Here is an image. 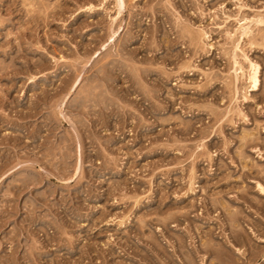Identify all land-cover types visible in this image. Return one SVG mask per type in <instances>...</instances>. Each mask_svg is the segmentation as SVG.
Listing matches in <instances>:
<instances>
[{
    "label": "rangeland",
    "instance_id": "1",
    "mask_svg": "<svg viewBox=\"0 0 264 264\" xmlns=\"http://www.w3.org/2000/svg\"><path fill=\"white\" fill-rule=\"evenodd\" d=\"M0 264H264V0H0Z\"/></svg>",
    "mask_w": 264,
    "mask_h": 264
},
{
    "label": "bare ground",
    "instance_id": "2",
    "mask_svg": "<svg viewBox=\"0 0 264 264\" xmlns=\"http://www.w3.org/2000/svg\"><path fill=\"white\" fill-rule=\"evenodd\" d=\"M119 2H120V4L122 5L123 4V0H119ZM245 27V26H244ZM243 26H242V28H243V33L244 34H246L248 31V29L247 28H244ZM241 28V29H242ZM193 34V33H192ZM243 34V35H244ZM247 35V34H246ZM235 64H237V62L235 61ZM251 66V68H252V74H250V82H251V87L252 88H256L257 89V87H258V84H259V77H258V73H259V67L257 66V65H255V64H251L250 65Z\"/></svg>",
    "mask_w": 264,
    "mask_h": 264
}]
</instances>
